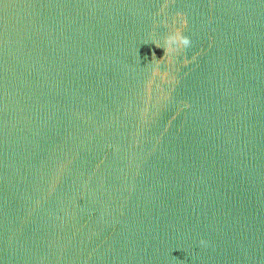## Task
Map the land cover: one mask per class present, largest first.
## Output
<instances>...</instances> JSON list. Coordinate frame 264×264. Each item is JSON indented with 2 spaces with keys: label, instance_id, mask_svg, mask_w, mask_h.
Segmentation results:
<instances>
[{
  "label": "water",
  "instance_id": "95a60500",
  "mask_svg": "<svg viewBox=\"0 0 264 264\" xmlns=\"http://www.w3.org/2000/svg\"><path fill=\"white\" fill-rule=\"evenodd\" d=\"M0 264H264V0H0Z\"/></svg>",
  "mask_w": 264,
  "mask_h": 264
},
{
  "label": "clouds",
  "instance_id": "9594fccd",
  "mask_svg": "<svg viewBox=\"0 0 264 264\" xmlns=\"http://www.w3.org/2000/svg\"><path fill=\"white\" fill-rule=\"evenodd\" d=\"M165 44L169 49L179 50L181 47H189L190 41L188 37L184 36L179 30H177L174 34L165 38Z\"/></svg>",
  "mask_w": 264,
  "mask_h": 264
}]
</instances>
